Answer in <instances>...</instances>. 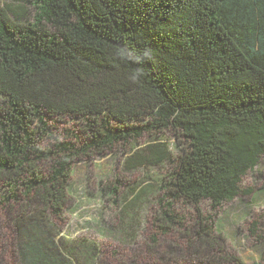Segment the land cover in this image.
I'll list each match as a JSON object with an SVG mask.
<instances>
[{"label":"trees","instance_id":"1","mask_svg":"<svg viewBox=\"0 0 264 264\" xmlns=\"http://www.w3.org/2000/svg\"><path fill=\"white\" fill-rule=\"evenodd\" d=\"M7 1L0 207L16 264H104L95 239L64 234L65 210L74 165L117 146L132 151L128 172L172 165L157 181L171 203L199 212L252 193L241 183L264 158V0ZM64 120L81 128L62 140ZM211 234L203 225L196 243L212 247Z\"/></svg>","mask_w":264,"mask_h":264},{"label":"rangeland","instance_id":"2","mask_svg":"<svg viewBox=\"0 0 264 264\" xmlns=\"http://www.w3.org/2000/svg\"><path fill=\"white\" fill-rule=\"evenodd\" d=\"M8 3L0 0V8ZM54 125L62 140L63 129L79 133L81 128L65 120ZM127 149L117 146L102 158L74 165L65 235L95 239L104 264H232L227 261L231 258L243 264L264 263V158L242 180V190L251 189V194L214 210L203 202L197 212L182 201L171 203L158 187L161 178L169 180L172 165L128 172L126 160L132 151ZM143 188L140 204L129 208L133 192ZM113 189L115 197L109 196ZM170 203L174 225H166L163 216ZM5 206L0 207V264H14L11 212ZM205 224L212 229V247L195 241Z\"/></svg>","mask_w":264,"mask_h":264}]
</instances>
